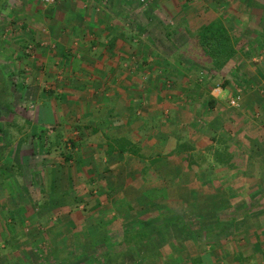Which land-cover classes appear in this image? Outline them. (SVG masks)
<instances>
[{"label": "rangeland", "instance_id": "374dc122", "mask_svg": "<svg viewBox=\"0 0 264 264\" xmlns=\"http://www.w3.org/2000/svg\"><path fill=\"white\" fill-rule=\"evenodd\" d=\"M58 7L62 10L54 25L71 23L82 13L79 41L72 42L70 27L61 32L46 27ZM8 12L13 19L2 29V69L10 76L20 123L30 120L28 133L37 138L35 146L30 140L14 147L0 122V264H146L151 258L153 264H194L211 246L215 254L205 264H236L239 259L264 264L253 248L264 228V0H57L52 5L10 0ZM33 12L41 17L34 35L25 25ZM214 20L225 24L235 56L209 84V76L176 51L188 46L190 33ZM64 32V39L70 38L66 43L85 46L86 58L100 62L99 57H115L122 81L110 73L103 82L93 74L72 75L60 63L55 45L62 43ZM108 60L104 70L111 66ZM198 78L201 89L196 90ZM224 82L228 85L220 91ZM160 85L165 86L161 101L155 90ZM47 89L62 98L45 97ZM209 99L217 101L212 112L203 107ZM47 105L51 108L45 118L51 124L44 125L50 136L55 128L62 143L86 141L72 153L71 162L59 155L58 146L46 153L48 146L39 137L44 127L38 120H47L37 114ZM110 110L111 117L127 120L126 129L110 125ZM215 129L233 138L231 146L242 162L236 173L205 166L199 170L196 164L194 153L204 154ZM115 136L146 140L144 155L165 159L150 168L147 178L139 176L140 161L128 159L125 167L115 169L116 163L109 174L94 151ZM177 136L193 147L187 163L166 158L177 149ZM141 182L147 186L143 195L137 191L144 187ZM109 190L114 197L107 199ZM121 197L133 204V214L119 207ZM98 202L102 208L96 210ZM142 229L148 233L145 238L126 243L124 234ZM104 234L107 239L99 243L96 239Z\"/></svg>", "mask_w": 264, "mask_h": 264}, {"label": "trees", "instance_id": "16d2710c", "mask_svg": "<svg viewBox=\"0 0 264 264\" xmlns=\"http://www.w3.org/2000/svg\"><path fill=\"white\" fill-rule=\"evenodd\" d=\"M9 1L10 0H0V39L2 37V29H4L5 26L10 25L9 23H11V20L13 19L11 14L8 12ZM189 36L190 38H188L189 40L188 46H185L182 52L176 51L177 56L183 59L184 62H188L191 65H193L196 70H200V72L202 71L204 72V74H207V76H209L208 81L210 84L212 83L213 80L216 79L218 73L221 72V70L226 66V64L235 56L234 46H233L232 38L229 35V31L226 29L225 24L221 20H214L208 23L207 25L202 26L197 31L190 33ZM24 48L27 49L28 47H26V45L24 44ZM245 55L248 56L247 53ZM143 63H145V61H143ZM140 66H138L136 70L140 71ZM163 67L164 66L159 64L157 66V69H161L164 71L166 68ZM164 72L166 73L167 70H165ZM199 79L200 78L196 80V83L194 84L195 86H193L196 90L201 89ZM227 85L228 83L224 82L220 88H218L219 86H217L216 88L220 89V91H224ZM18 87H20V85ZM164 88H165L164 85L163 86L160 85L155 89L157 95L156 98L159 101H161L162 96L164 94V90H163ZM214 91L215 88H212V91H209V93L211 94ZM43 92L45 94V97H48L51 100H54V98L56 99L62 98L60 96H57L58 94L56 92L51 91L49 89ZM163 99H165V97ZM187 99H190V96H187ZM14 102H15V94L13 91V86L11 85L10 82V76L7 75L6 72H4V70L2 69V59L0 58V122L3 124L4 129L8 133V138L10 139V145L12 144L14 146L15 144H17L21 146H27L30 140L33 141V139H35V137L37 138V136L28 133L27 129L32 128V124L30 120H22L23 124L20 123L21 114L18 113V111L14 107ZM216 105H217V101L215 99H209V101L206 102L203 107L206 110L212 112L215 109ZM263 110H264V105H263ZM109 112H110L109 118H111L110 125L115 128H121L123 126V122H122L123 120L121 119V117L117 116L118 119L113 118L110 116V114L113 112L111 110ZM98 126L99 124L97 125V127ZM203 129L204 128L201 127V130ZM53 130L54 133L52 136H50L49 134L50 130L47 128H44L39 134V137L42 138L48 146V147L46 146L47 147L46 153L49 154L53 153V148L58 146L59 155L62 156L65 162H71L73 160L72 153L80 145V138L79 140L75 138L69 139L65 143H62L63 142L62 134L55 132V128H53ZM176 139H177L176 140L177 149H174L171 153H168L166 158L173 157V161L180 160L181 163H187L186 155L189 152L190 154L194 153L193 147L192 145L189 146L187 142L184 143V141L179 136H177ZM208 139H209L208 147L203 152L204 154H196L197 152L194 153V156L197 160L196 164L198 165L199 170L205 166L206 169L210 171L226 170L228 172H233V173L239 171L242 162L239 159L238 154L235 152L234 146H231L232 144L231 142H233L232 136L227 131L223 132L221 130L215 129ZM108 140L111 143L107 142L106 146H104L105 148L104 157H111L115 154V152H118L121 155L138 157L140 164L142 165V171H141L142 178H147L148 174L150 173V168L162 162L161 160L165 159L162 158V156L160 155H158L155 158L153 157L152 154H150V156H146L144 155L146 154V152H144V150L140 146L131 144L130 142L125 141V139L124 140L121 139L119 141L118 140L111 141V139ZM33 146H35L34 141H33ZM62 149H68V152L66 153ZM76 164L78 165L81 164L79 159H77ZM17 169L21 170V167H18ZM14 175H16V173ZM14 175L13 174L9 175L8 178L11 179L12 176ZM95 180L96 179H94L93 182L99 184L98 181L96 182ZM109 192H110L109 194L107 193V195H105L107 199L114 197L113 195L114 192H112V190H109ZM101 195L104 196L103 193H101ZM97 198H100V196H98ZM118 202H119V207H122L121 204L123 205L125 203V200L124 198L123 199L120 198ZM100 205L101 203L98 202L95 205L94 209L96 210L99 209ZM133 209L134 206L128 204V208H126L125 212L129 211L130 213L133 214L134 212ZM219 211L221 212L223 210H219ZM53 225H55V223ZM201 228L203 229V227ZM145 235L147 236L148 233L142 229L139 231L137 230L135 232H132V234L126 233L124 234L123 238L125 239L127 244L131 245L132 243H134V240L136 238L137 240L138 239L141 240L145 238ZM107 236L108 235L104 234L102 238L100 237L96 240H99L100 243V241H105L107 239ZM253 246H254L253 247L254 251H256L257 254H260L262 259L264 260V228L263 230H261L260 233L256 234L255 242L253 243ZM210 249H211L210 253L209 252L206 253L204 251V253L199 257V260L195 261L194 264H205L204 259L215 254L216 247L211 246ZM158 257L160 256L158 255ZM224 257L225 256L220 257V260H223ZM151 260L152 262H154V258H151L148 260L149 262H146V264H153ZM246 262L247 261L244 259H239V261L237 260L236 264H244ZM157 263L158 260L155 262V264Z\"/></svg>", "mask_w": 264, "mask_h": 264}, {"label": "crops", "instance_id": "0c3cea01", "mask_svg": "<svg viewBox=\"0 0 264 264\" xmlns=\"http://www.w3.org/2000/svg\"><path fill=\"white\" fill-rule=\"evenodd\" d=\"M57 8V7H56ZM64 8H69L68 7V5H64ZM59 10H62V8L61 7H58V10H56V11H53L52 12V15L51 14H49V17L47 18V20H48V22H49V20L51 19L52 21H51V23H50V25H48V26H46L47 28H50V26L51 27H53V29H54V31H60L61 32V29H63V28H66V27H70L69 29H68V34H72V36L74 37V40L72 41V42H74V41H76V40H78L79 41V36H82L83 35V33H84V31H83V25H84V23L83 24H81V20H83V16H82V13L80 12V13H76L75 14V17L73 16V18L71 19V23H68V21H67V24L66 23H63L61 26L60 25H54L53 23H54V21L57 19L56 18V13H58L59 12ZM78 10V9H77ZM64 11H66L63 15H66L65 17H64V21H65V19H67L68 20V17H69V9H67V10H64ZM35 14V15H34ZM68 14V15H67ZM33 17H32V19H31V21H30V23L29 24H26L25 22V25H27V27H29L30 29H29V31L34 35L35 34V32L37 31V30H39L38 29V23L40 22V20H41V17L39 16V15H37V13H34L33 12V14H31ZM74 15V14H73ZM71 16V15H70ZM66 22V21H65ZM81 26V27H80ZM85 29H86V27H84ZM87 30V29H86ZM53 31V32H54ZM60 32H58L57 33V35H56V33H55V36H56V38H54L53 37V34H52V36H51V38L53 39V41L55 40V39H57V37L59 36V34H60ZM65 33V32H64ZM64 36H66V33H65V35H63V33H62V43H55V45H57L58 46V48L60 47V52L58 51V55H59V61H60V63L61 64H63V66L66 68V67H68V68H70V71H71V73H72V75H75L77 78H79V76L81 77V75L82 74H84L83 76H91L92 74L95 76L94 77V79H96V80H100L101 82H103V80H106V78H107V73L109 74H112V77H115V79H116V81L117 80H119V81H122V79H121V77H120V75L118 74L119 73V71H118V63H113V59L115 58V57H113V59L112 58H109L110 60H108V58H101V57H99V59H100V62L99 61H93V59L91 58V57H85V54H86V52H85V46L84 45H80V43L81 42H76V43H71V42H67L66 43V40H69L70 38L68 37L67 39H64ZM81 41V40H80ZM93 42H91V44H92ZM90 44V46L91 47H93L92 48V50L93 51H95L96 49L94 48V46L93 45H91ZM67 47V48H66ZM68 48H71V50L70 49H68ZM77 54V55H76ZM79 54L81 55V57H79ZM82 57H83V62L85 61L86 63H88V68H89V70H87L86 69V66L84 67V63L83 62H81L82 61ZM51 58H52V56H51ZM41 59H42V61H46L47 60V58L46 57H41ZM95 59V58H94ZM107 60L108 61H110V68L109 69H106V70H104L105 68H107L106 67V65L108 64L109 65V62H107ZM111 60H112V62H111ZM49 62V61H48ZM97 63H99V64H101L102 65V67H98L97 66ZM56 64H58L57 62H56ZM103 66H104V69H103ZM109 74V75H110ZM104 75H106V78H105V76ZM72 77H74V76H72ZM103 78H105V79H103ZM118 81V82H119ZM117 94H119V92L117 91ZM128 98H129V100L127 99V103H129L131 100H132V97H131V94L129 93L128 94ZM67 100V102H68V99L70 100V98H66ZM134 103V101L132 102V104ZM144 100L143 101H141V103H140V105L143 107V109H144ZM79 106H81V105H79ZM79 106H78V108H79ZM65 107V106H64ZM69 106H67V108H68ZM74 107H76V106H74ZM129 107H131V106H129ZM42 108H43V110H41V111H38V114H37V116H40V115H43L44 116V121H46L47 122V124H46V122H44V123H40L39 122V120H38V123H37V125L39 124V125H43V127L45 128V125L46 126H49V124H51L49 121H48V119L47 118H45V114L48 112V109H50L51 107L49 106L48 107V105H47V108L46 107H44V106H42ZM64 110H67V112H69V108L68 109H64ZM80 110V112L81 113H84V114H88L89 113V111H87V112H84V110L83 109H79ZM49 119H51V117L49 116ZM123 123L124 124H126V125H128V122H127V120H124L123 121ZM45 124V125H44ZM61 123H59V125H60ZM62 125V124H61ZM96 125V124H95ZM125 125V126H126ZM143 125H145L143 122H142V124H141V126L140 127H143ZM34 127V126H33ZM140 127H138V129L140 128ZM114 129H115V127H113ZM122 128H125L126 129V127H124V126H122L121 128H116V130H120V129H122ZM121 139H123L124 140V138H122V137H119V136H115L114 138H111V141L113 140V141H119V140H121ZM108 140V139H107ZM125 141H127V142H130L131 144H135V145H138V146H140L143 150H145L146 149V147L144 146V144H145V142H146V140H143V139H141V140H138V141H132V140H128L127 138H125ZM107 142H109V140L108 141H106L104 144H102V148H100L99 147V149L98 150H95L94 151V156L95 155H100L102 158H103V162L105 163V164H107V168L106 169H108V170H106V172H108L109 174L111 173V170H112V168H114V165L117 163V166H116V168L115 169H118V168H120V167H125L124 166V164H122V163H125L126 164V159H128V160H132V161H138L139 162V158L138 157H134V156H128V155H121V154H119L118 152H115V154L113 155V156H111V157H104V150H105V148H104V146H106V143ZM82 143H86V141H80V145H81V147H82ZM109 143H111V142H109ZM81 147H79V148H77L75 151L77 152L78 150H80L81 149ZM98 147V146H97ZM117 151V150H116ZM142 166V165H141ZM18 167H20V165L19 166H17V168ZM111 169V170H110ZM141 171H142V169H141ZM141 171H140V174H139V176H141ZM117 172V171H116ZM113 174H115V173H113ZM9 176V175H8ZM142 186H144V187H141V188H139L137 191H139V192H141V194L143 195V193H144V191L147 189V186H146V184H144V183H140ZM122 198V197H121ZM123 199V198H122ZM128 204H131L130 202H128V201H125V203L122 205L121 204V206L122 207H124V209H126V208H128ZM101 207L100 208H102V205H100ZM131 206H133V204H131Z\"/></svg>", "mask_w": 264, "mask_h": 264}, {"label": "built area", "instance_id": "2783aa9c", "mask_svg": "<svg viewBox=\"0 0 264 264\" xmlns=\"http://www.w3.org/2000/svg\"><path fill=\"white\" fill-rule=\"evenodd\" d=\"M43 2H45V3L49 4V5H52V4L56 3L57 0H43Z\"/></svg>", "mask_w": 264, "mask_h": 264}]
</instances>
